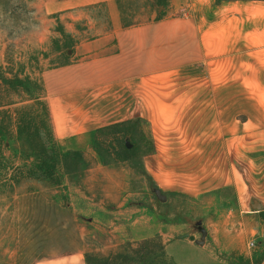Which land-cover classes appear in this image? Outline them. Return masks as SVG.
I'll list each match as a JSON object with an SVG mask.
<instances>
[{
	"label": "rangeland",
	"instance_id": "obj_1",
	"mask_svg": "<svg viewBox=\"0 0 264 264\" xmlns=\"http://www.w3.org/2000/svg\"><path fill=\"white\" fill-rule=\"evenodd\" d=\"M64 1L69 0H0V74L13 82L30 81L33 94L32 99L25 85L11 87L0 79V264H36L72 252H84L87 264H170L158 234H133L146 224L153 232L160 224H189L199 229V237L231 233L230 238L246 241L247 253L231 254L232 263L259 264L264 216L250 213L251 206L242 210L237 185L193 196L162 189L146 176V155L156 151L146 134V115L98 130L90 152L67 150L55 139L45 110L48 98L110 76V70L82 68L86 60L73 57L77 34L90 25L72 10L64 11ZM221 63L200 68L198 83L191 87L170 85L164 91L193 88L214 94V100L199 106L215 105L222 120L224 89L238 94L254 86L228 85ZM99 92V112L116 108L113 89ZM113 121L107 117L100 122ZM236 146L232 142L220 150L225 159L218 154L215 167L238 177ZM192 166L182 158L165 165V171L181 187H194ZM158 192L167 197L165 202ZM257 227L258 239L250 246Z\"/></svg>",
	"mask_w": 264,
	"mask_h": 264
},
{
	"label": "crops",
	"instance_id": "obj_2",
	"mask_svg": "<svg viewBox=\"0 0 264 264\" xmlns=\"http://www.w3.org/2000/svg\"><path fill=\"white\" fill-rule=\"evenodd\" d=\"M62 9L72 10L90 25L77 34L73 57L86 60L82 68L110 70V76L92 82V87L80 88L75 81L77 87L48 98L52 133L61 146L90 152L98 130L146 115V134L156 148L146 155L150 180L162 189L193 196L237 185L242 210L251 206L250 213L262 215L264 0H69ZM216 61L222 62L228 85L254 86L253 91L238 94L224 89L222 120L216 116L215 105L199 106L200 101L214 100V94H200L193 88L190 92L164 91L170 85L197 84L199 69ZM108 86L110 92L113 89L111 100L117 102L116 108L99 112V89ZM107 117L115 121L100 122ZM165 118L175 120L168 123ZM218 124L221 128H216ZM232 142H237L241 165L238 177L230 169L215 167L218 154L225 159V151L220 150ZM177 150L181 156L175 155ZM182 158L194 165V187H181L165 171V165ZM198 230L189 224H160L153 232L146 224L133 234L146 238L158 234L170 264H234L231 254L247 257L246 241L230 238L231 233L199 237ZM257 232L258 227L252 230L255 238H250V246L258 239ZM186 234L188 239L181 238ZM36 264L87 261L84 252H72Z\"/></svg>",
	"mask_w": 264,
	"mask_h": 264
},
{
	"label": "trees",
	"instance_id": "obj_3",
	"mask_svg": "<svg viewBox=\"0 0 264 264\" xmlns=\"http://www.w3.org/2000/svg\"><path fill=\"white\" fill-rule=\"evenodd\" d=\"M0 79L6 83V85H11V87L13 86H19V87H23V85H25V91L30 95V97L33 99V94H32V90H30V87L32 86L31 85V82L30 81H26V82H23V81H16V82H13L11 80H7L5 79L2 74H0ZM25 83H27L28 85H26ZM36 100H38L39 98H35ZM35 100V101H36ZM46 105V104H45ZM45 110H46V115L48 117V120H49V110H48V106L46 105L45 106ZM262 216H264V213H262ZM165 258V257H164ZM260 264V263H259Z\"/></svg>",
	"mask_w": 264,
	"mask_h": 264
},
{
	"label": "water",
	"instance_id": "obj_4",
	"mask_svg": "<svg viewBox=\"0 0 264 264\" xmlns=\"http://www.w3.org/2000/svg\"><path fill=\"white\" fill-rule=\"evenodd\" d=\"M157 197H158L162 202H165V201H166V197L163 196L161 193H157Z\"/></svg>",
	"mask_w": 264,
	"mask_h": 264
},
{
	"label": "built area",
	"instance_id": "obj_5",
	"mask_svg": "<svg viewBox=\"0 0 264 264\" xmlns=\"http://www.w3.org/2000/svg\"><path fill=\"white\" fill-rule=\"evenodd\" d=\"M253 246V245H252Z\"/></svg>",
	"mask_w": 264,
	"mask_h": 264
}]
</instances>
